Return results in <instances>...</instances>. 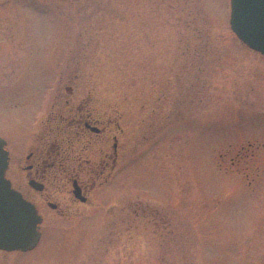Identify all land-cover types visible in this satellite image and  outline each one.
<instances>
[{
  "label": "rangeland",
  "instance_id": "obj_1",
  "mask_svg": "<svg viewBox=\"0 0 264 264\" xmlns=\"http://www.w3.org/2000/svg\"><path fill=\"white\" fill-rule=\"evenodd\" d=\"M231 0H0V135L60 94L120 122L96 201L42 207L38 244L0 264H264V54Z\"/></svg>",
  "mask_w": 264,
  "mask_h": 264
},
{
  "label": "flooded vegetation",
  "instance_id": "obj_2",
  "mask_svg": "<svg viewBox=\"0 0 264 264\" xmlns=\"http://www.w3.org/2000/svg\"><path fill=\"white\" fill-rule=\"evenodd\" d=\"M65 88L15 142L3 135L6 177L42 215L41 231L42 207L68 217L96 201L95 190L114 175L125 131L114 114L100 111L94 94ZM11 252L0 249V256Z\"/></svg>",
  "mask_w": 264,
  "mask_h": 264
},
{
  "label": "water",
  "instance_id": "obj_3",
  "mask_svg": "<svg viewBox=\"0 0 264 264\" xmlns=\"http://www.w3.org/2000/svg\"><path fill=\"white\" fill-rule=\"evenodd\" d=\"M231 28L250 48L264 54V0H231ZM0 136V249L30 250L40 238L42 215L6 177L9 150Z\"/></svg>",
  "mask_w": 264,
  "mask_h": 264
}]
</instances>
